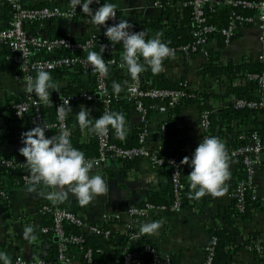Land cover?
I'll list each match as a JSON object with an SVG mask.
<instances>
[{"label": "crops", "instance_id": "crops-1", "mask_svg": "<svg viewBox=\"0 0 264 264\" xmlns=\"http://www.w3.org/2000/svg\"><path fill=\"white\" fill-rule=\"evenodd\" d=\"M223 3L226 0H212ZM28 6L57 5L66 7V0H23ZM117 4L116 16L108 20L127 19L130 24L140 23L150 17H160L161 6L155 0H114ZM8 0H0V26H5L10 18ZM29 23H26L28 25ZM28 34L56 36L66 33L72 37H83L91 31H105L104 26H96L91 22L88 14L77 18H52L45 22H34L25 28ZM155 35V34H154ZM152 35V36H154ZM151 36V37H152ZM220 35H213L209 39L208 48L219 52L223 62L229 60L240 62L249 59L253 62L264 64V28L257 24L239 25L234 28V34L228 43L222 41ZM10 50L7 46L0 44V156H11V158L22 161L25 157L19 152L22 146L21 131L30 129L28 120L18 118L11 109V103L33 95L40 99L34 92L26 89L27 79L14 78L15 65L9 59ZM206 62V56L201 52L186 54L175 52L173 56L163 59V71L159 72L170 81L183 79L187 82L190 90L205 89L221 95L220 100H214L213 105L228 104L234 100L229 87L228 80L223 77H211L202 75L200 67ZM122 75L119 83L122 85L119 94L125 98L127 84V71L120 69ZM52 79L59 85L57 89H50V93H60L68 84V75L51 74ZM35 77V75L33 76ZM82 85L88 84V75L81 78ZM258 96V92L253 91ZM127 102V99H124ZM41 102V101H40ZM43 103V102H41ZM81 105L85 106L94 120L98 110L97 102H76L69 113L72 128L78 125L76 113ZM167 119L166 113L151 111L148 117V131L145 139V147L150 152L161 150L179 149L182 153L192 154L194 148L201 140L202 130L199 122V109L196 104H188L175 116L172 132L168 135L162 133L161 124ZM263 116L260 115L257 124L249 122L240 124L233 122L234 130H244L259 126ZM129 124L138 127L139 115L130 106ZM82 139L89 135L86 130H81ZM130 131H128V134ZM55 134L48 131L46 136ZM225 147L227 144L223 141ZM229 172L234 169V162L228 157ZM189 172L191 168H189ZM93 173L100 172L108 184V191L95 195L87 205H81L78 199L69 194L66 200H77L76 209L84 218L85 222L98 221L102 214L113 217L118 214L117 219L110 221L112 239L110 242L103 241L104 248L111 252L116 248L117 242L129 230L128 224L140 228L143 222L163 219V224L156 234H142L148 237L156 253L164 258L173 257L176 264H202L205 246L210 240L213 228L223 224L222 209L231 203L232 193L230 188V175L226 179V190L219 195H204V201H197L182 206L178 211L167 210L150 211L147 216L140 220L139 226L131 222L132 217L127 209L140 205L154 195L161 200L171 199V184L166 168L154 166L150 158L142 157L135 165L123 168V165L111 159L101 166L93 167ZM188 172V173H189ZM0 180L4 182L6 205L0 200V251L7 252L11 260L17 255L32 260L42 258L52 262L55 258L53 249L57 244L56 236L45 235L43 232V216L41 203L47 200L45 192L54 190L44 185H38L35 190L30 191L31 185H15L7 174L0 173ZM254 195L257 197L258 205L248 218L237 219L232 225L236 234V245L234 253L229 257L227 264H264V252L258 253L253 249L254 245L264 247V166L257 168L253 177ZM31 225L34 234L31 239H25L24 228ZM88 231V226L82 228ZM139 237V238H140ZM136 239V238H135ZM249 239V243L243 244V240ZM80 252L75 250L72 255V263L80 264ZM141 264H167L163 259L158 262H145Z\"/></svg>", "mask_w": 264, "mask_h": 264}, {"label": "trees", "instance_id": "trees-1", "mask_svg": "<svg viewBox=\"0 0 264 264\" xmlns=\"http://www.w3.org/2000/svg\"><path fill=\"white\" fill-rule=\"evenodd\" d=\"M114 0H112L113 2ZM182 0H159L161 3L162 14L160 17H150L142 20L140 23L131 24V30L144 29L146 32V38H150L156 32H162L161 39L169 42V46L174 49V53L178 52L180 46L189 44L192 42V30L195 27V22L191 13L190 6H180ZM104 0H102V3ZM93 10L94 8L90 6ZM10 5L8 4V10ZM237 9V10H236ZM241 11L242 13H248L246 10H241L236 7H230L225 3H218L213 5L211 8L206 9V14L208 22L213 24L217 29L224 27L230 20L232 11ZM10 9V16H11ZM86 13L81 11V8L78 9V12L74 18L85 15ZM120 19L113 21L107 20L106 24L118 23ZM45 22V21H42ZM25 28L34 23V21L26 22ZM38 23V22H37ZM213 35H220V45L224 39L219 31H214L209 34V39ZM56 36H67L66 33H61ZM70 36V35H68ZM72 37V36H70ZM86 36L83 37H72L76 40H84ZM109 42V52L103 55L104 60H108L111 57L117 58L121 61V54L123 52L122 43H113L110 40ZM225 43V42H224ZM89 50H95L100 52L98 42H94L93 46L89 47L87 50H76L71 52L64 48H57L53 51V54H64V55H81L87 57ZM141 62L143 58L141 57ZM108 64V63H107ZM109 72L105 76L106 86L110 93H113V81L119 82L122 75L120 74V69H125L119 67L117 64H108ZM199 72L202 75H208L211 77H225L229 82V87L232 91L234 99H245V100H256L258 96L253 95V91L261 92V95L264 97V84L260 86L258 81L254 78H250L248 74H264V64L261 62H253L249 59H243L240 62H233L231 60L223 62L220 59L219 52L213 49H206V62L200 67ZM51 74H61L68 75V84L60 93H50L49 101L47 103L40 102V111L42 112L43 118L48 123H53L55 121V103L59 95L70 96L77 95L83 91L88 93H93V98L90 101L86 102H97L98 110L96 111L95 118L101 115L104 112L103 104L101 98L98 94L95 93L97 86L96 72L91 70H85L82 65H73L69 67H62L56 70L50 71ZM86 74L88 75V84L82 85L81 78ZM36 75V73H34ZM127 77V82H128ZM141 87H157V88H178L180 83L184 80L180 79L177 81H170L163 74L157 73L153 74L150 68H147L145 71L140 73ZM188 95L180 100H178L172 107L169 108L167 112V119L164 120V125L162 133L168 135L172 132V128L175 122V116L180 113L181 109L188 104H196L199 109V114L202 112H207L209 125L206 129V135H214L219 137L222 141H225L227 144L226 152L230 151L233 148L249 144L251 142V135L256 133L261 141L264 144V106L260 108H250L247 106L238 107L235 103L228 104H219L218 106L213 105L214 100H220L221 95L216 94L215 92L199 89V90H190L188 89ZM115 98L111 103L110 110L122 112L126 117V125L130 131L127 134L126 138L123 140L119 139L115 135V130L109 127L108 136L111 143L121 146V147H132L137 146L138 143V133L139 128L134 127L129 124V110L130 106L133 108L132 104L129 101H125L122 94H114ZM22 100V99H21ZM19 101V100H18ZM157 99L147 98L143 99L144 105L147 107V118L149 117L151 111H154L152 108L157 104ZM152 107V108H151ZM262 115L263 120L260 121L259 126L254 128H247L244 130H234L233 122L239 121L240 124H248L249 122L257 124L258 117ZM94 118V119H95ZM67 121L69 128L72 130L71 140L75 147L81 149L86 158H94L97 156L98 150V136L92 133L87 134L89 137L87 139H82L81 129L79 126L72 128L70 124L69 113L67 115ZM51 131L55 133L58 132L55 128H52ZM159 156L164 158L173 157L177 166L180 169V176L184 183V188L180 194V204L181 206L189 205L193 203L195 199L197 201H204V195L200 198H194L189 193L193 190L189 187L188 180V165L186 162H182L183 157L188 156L191 158V155L182 153L179 149H169L161 150L156 152ZM11 158V156H4ZM143 156H133L131 158H115L114 160L119 161L123 168L131 165H135L139 159ZM243 154L231 156V160L234 162V169L230 174V188L232 193L231 203L227 206H220L222 209L221 215L223 224L219 227L213 228V234L216 236V246L215 253L213 257L212 264H227L229 257L237 249L236 245V234L232 230V224L236 222L237 219L248 218L251 213L254 211L257 203V197L254 195V184H247V171L246 166L243 161ZM167 163L163 165V168H166L167 172L168 167ZM264 166V159L260 160L259 167ZM0 173L7 174L11 182L15 185H22V176L25 174H31L29 165L24 160L20 161V164L15 168L9 167H0ZM242 186V199L238 200L236 195V188L239 184ZM5 190L4 182L0 180V200L6 205L5 195L1 192ZM172 194V188H171ZM172 200L169 201L161 200L160 198L152 195L147 201H150L154 204H170ZM78 201L77 200H64L59 203H52L51 200L47 199L41 203V206L44 204H50L53 208L57 207L65 211H70L77 216L82 217L77 209ZM169 211V210H167ZM43 226L46 227L47 231L45 235L51 237L55 236L52 230L53 224V212L47 211L44 212L43 216ZM83 218V217H82ZM131 222L136 226H139L140 220L132 218ZM98 221H91L86 223L88 225H95ZM103 227H108V225L103 224ZM83 227L78 226L70 220L63 221L64 233L74 236H79L83 240L79 243H67V254L72 259V255L75 250L80 252V264H86L87 259L85 258V253L90 249V261L89 264H123V253L124 252H138L140 253V258L142 263L149 262L152 259L151 254L148 251L144 250V247L149 245L153 247L152 241L146 237L142 236L140 238L132 239L129 234H124L116 244V248L108 252L104 246L103 241L110 242L112 239V232L107 238L103 239L101 235L93 234L92 232L84 231ZM109 228V227H108ZM58 240V239H57ZM249 239L243 240V244L249 243ZM57 248L58 241L55 244L53 249V255L51 258H55L54 263L57 259ZM264 260V258H263ZM170 264H176L173 257H171Z\"/></svg>", "mask_w": 264, "mask_h": 264}, {"label": "built area", "instance_id": "built-area-1", "mask_svg": "<svg viewBox=\"0 0 264 264\" xmlns=\"http://www.w3.org/2000/svg\"><path fill=\"white\" fill-rule=\"evenodd\" d=\"M156 4L162 6L159 0H155ZM11 9V16L5 26H0V44L8 47L10 50L9 59L15 65L16 72L14 78L19 79L21 76L28 79L29 76H34L37 68L41 65L45 66L47 70L52 71L62 67H69L73 65H82L85 70H94V66L87 61V57L81 55H64V54H53V51L57 48H64L71 52L76 50H87L93 46L94 42H98L99 48L101 44L105 45L103 54L109 52V40L104 35V32L91 31L87 34L84 40H76L70 36H48V35H35L28 34L25 29L26 22H42L52 18H66L72 19L76 16L79 5L76 6L73 11L71 0H66V7L60 8L57 5H41V6H28L25 5L23 0H8ZM102 3V0H92L90 6L94 9ZM219 2L212 0H182L180 6H190L195 27L192 30V42L178 48L179 52L186 54L201 52L206 56V49L209 43V34L214 31H219L222 35L224 42L228 43L232 35L234 34V28L237 24L239 25H250L257 24L261 28H264V0H226L225 4L230 7H236L241 10H246L248 13H242L241 11L233 10L228 23L219 29L213 24L208 22L206 9L211 8L213 5ZM237 10V9H236ZM141 29L132 30L139 31ZM111 61V63H109ZM108 64H117L120 67L121 61L117 58L111 57L105 61ZM127 71V68L125 67ZM96 79L97 86L95 93L101 98L103 109L110 110L111 103L113 102L115 95L110 93L106 86L105 76H102L97 71ZM128 74V82L125 88V98L129 101L133 109L139 115L140 131L138 133V145L132 147H121L110 142L108 133L104 136H98V150L97 156L90 158L94 160V166L98 167L106 163L107 161L115 158H131L133 156H147L150 158L154 166H162L168 164V174L170 178V184L172 188V200L167 206L166 204H154L150 201H145L140 205L132 206L127 209L129 216L135 219H142L148 215L150 211L155 210H169L171 212L178 211L182 206L180 204V194L184 188V183L180 176V169L177 166L173 157L164 158L159 156L156 152H150L145 147V139L147 135V107L143 103V99L152 98L157 99V104L152 108L154 111L165 113L172 107L178 100L186 97L189 86L186 81L180 83L178 88H157L141 87L140 74L137 78H133L130 73ZM250 78H254L258 81L260 86L264 84V74H248ZM107 89V91H105ZM259 97L256 100H245L237 99L234 101L238 107H250L260 108L264 106V97L261 92L258 91ZM93 98V93L81 92L77 95L64 96L59 95L55 103V121L48 123L44 120L42 112L40 111V101L33 95H28L24 99L14 101L11 103V109L14 115L18 118L25 117L28 120L30 128L36 124L51 125L50 128L45 129V134L52 128L60 130L61 124H66L69 127L67 117L65 120L60 121L57 119V108L60 105L65 104L69 100L70 106L76 102L90 101ZM22 113L23 115H17ZM199 122L202 130L201 139L206 135V129L209 125V119L207 112L199 114ZM164 123L161 124L163 129ZM23 131H21L22 133ZM264 154V144L261 143L258 135L253 133L251 135V142L227 151L228 157L243 154V161L247 171V184L253 183L254 173L260 165V155ZM20 164V161L14 158H7L0 156V167L15 168ZM188 167L191 168L190 164L187 163ZM23 184L31 185V174H25L22 176ZM242 186L239 184L236 188V195L239 197L238 200L242 199ZM4 194V192H1ZM41 211L53 212V224L52 230L55 236L58 238L57 248V259L54 263L45 261L42 258H36L28 260L20 255L14 257L12 264H73L71 258L67 254V243H79L82 242V238L79 236L69 235L64 233L63 221L70 220L78 226H86L84 218L75 215L70 211H65L60 208H53L50 204H44L41 206ZM119 216L115 214L110 217L107 214H102L99 218L98 223L95 225H88L90 232L96 235H101L103 239L107 238L110 234V221L117 219ZM103 224L108 227H103ZM128 234L130 238L134 235L139 238L142 234L139 233V229L135 228L133 224H128ZM43 232L47 231L46 227H42ZM135 239V238H134ZM216 246V236L212 233L210 240L205 246L204 259L202 264H212ZM253 249L258 253L264 252V247L260 245H254ZM145 251H148L153 262H158L161 259L165 263L170 264V256L161 258L152 246H145ZM91 251L88 249L85 253L87 263L90 261ZM140 253L138 252H124L123 253V264H141Z\"/></svg>", "mask_w": 264, "mask_h": 264}, {"label": "clouds", "instance_id": "clouds-1", "mask_svg": "<svg viewBox=\"0 0 264 264\" xmlns=\"http://www.w3.org/2000/svg\"><path fill=\"white\" fill-rule=\"evenodd\" d=\"M73 11L79 5L81 11L88 14L91 22L96 26H104V35L113 43H122L120 67L127 68L133 78L150 68L153 74L163 71V59L174 55V49L169 42L161 39L162 32L146 38L144 29L132 31V25L127 19H120L118 23L106 24V21L116 16L117 4L112 0H104L94 10L90 7L92 0H71ZM105 45L101 44L100 52L89 50L87 61L94 66V70L102 76L109 72L108 64L103 58ZM141 57L143 62H141ZM111 63V61L109 62ZM58 84L45 66L37 68L35 77L29 76L26 89L34 92L41 102L47 103L50 89H57ZM113 93L119 94L122 85L113 81ZM107 91V89H105ZM72 112L69 100L58 106L57 119L63 121ZM17 115H23L17 113ZM79 128L87 130L97 136L108 133L109 127L115 130V135L123 140L128 134L126 117L122 112L105 110L94 120L90 111L83 105L76 113ZM51 125L36 124L21 133L22 146L18 149L25 157L31 172L30 191L38 185H44L50 190L44 193L52 203L66 200L73 194L81 205H87L95 195L108 191V184L100 172L93 173L94 160L86 158L85 153L72 143V130L61 124L60 130L51 136H46L45 129ZM228 155L224 142L217 136L202 137L194 148L191 158L183 157L182 162L189 163L191 171L188 173L189 187L193 191L189 194L194 198L208 194L219 195L226 190L225 181L229 177ZM163 224V219L143 222L139 228L140 234H156ZM34 229L31 225L24 228L25 239H31ZM134 235L132 239L137 238ZM0 264H12L10 255L0 251ZM42 264V262H41Z\"/></svg>", "mask_w": 264, "mask_h": 264}, {"label": "water", "instance_id": "water-1", "mask_svg": "<svg viewBox=\"0 0 264 264\" xmlns=\"http://www.w3.org/2000/svg\"><path fill=\"white\" fill-rule=\"evenodd\" d=\"M228 103H229V102H228ZM230 103H234V100L230 101ZM260 158H261V159H264V154H263V153L260 155ZM56 239H58V238L56 237Z\"/></svg>", "mask_w": 264, "mask_h": 264}]
</instances>
